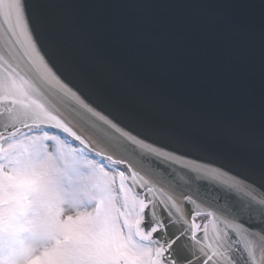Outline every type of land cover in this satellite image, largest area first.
Returning <instances> with one entry per match:
<instances>
[{"label": "snow or ice", "instance_id": "obj_1", "mask_svg": "<svg viewBox=\"0 0 264 264\" xmlns=\"http://www.w3.org/2000/svg\"><path fill=\"white\" fill-rule=\"evenodd\" d=\"M50 7L0 0V264H264V0L231 25L260 42L259 103L237 86L228 112Z\"/></svg>", "mask_w": 264, "mask_h": 264}, {"label": "water", "instance_id": "obj_2", "mask_svg": "<svg viewBox=\"0 0 264 264\" xmlns=\"http://www.w3.org/2000/svg\"><path fill=\"white\" fill-rule=\"evenodd\" d=\"M42 2L54 20L75 19L128 73L182 106L199 97L206 106L231 111L226 99L237 86L259 103L261 46L232 31L245 16L237 0Z\"/></svg>", "mask_w": 264, "mask_h": 264}]
</instances>
